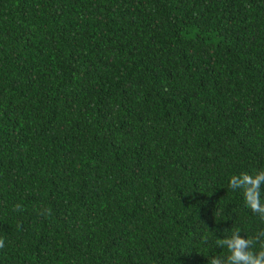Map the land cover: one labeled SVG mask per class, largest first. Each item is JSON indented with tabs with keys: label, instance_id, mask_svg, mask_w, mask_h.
<instances>
[{
	"label": "trees",
	"instance_id": "16d2710c",
	"mask_svg": "<svg viewBox=\"0 0 264 264\" xmlns=\"http://www.w3.org/2000/svg\"><path fill=\"white\" fill-rule=\"evenodd\" d=\"M262 168L264 0H0V264H209Z\"/></svg>",
	"mask_w": 264,
	"mask_h": 264
},
{
	"label": "clouds",
	"instance_id": "9594fccd",
	"mask_svg": "<svg viewBox=\"0 0 264 264\" xmlns=\"http://www.w3.org/2000/svg\"><path fill=\"white\" fill-rule=\"evenodd\" d=\"M229 188L233 191H242L245 205L264 220V168L254 173L240 172L229 177ZM15 210L20 211L17 204ZM231 234L225 232L223 238H218L215 244L227 250L226 255H214L209 259V264H264V230L257 231L252 236H242L238 226L231 228ZM5 247L4 238L0 237V248Z\"/></svg>",
	"mask_w": 264,
	"mask_h": 264
}]
</instances>
